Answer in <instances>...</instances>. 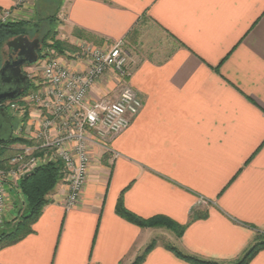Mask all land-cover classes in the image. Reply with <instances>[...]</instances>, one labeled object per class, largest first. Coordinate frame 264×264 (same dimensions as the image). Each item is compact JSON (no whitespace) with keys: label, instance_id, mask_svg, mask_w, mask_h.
Masks as SVG:
<instances>
[{"label":"crops","instance_id":"obj_1","mask_svg":"<svg viewBox=\"0 0 264 264\" xmlns=\"http://www.w3.org/2000/svg\"><path fill=\"white\" fill-rule=\"evenodd\" d=\"M15 1L0 0V12L23 17ZM58 7L62 36L76 47L134 44L150 21L170 50L160 56L151 46L133 64L127 82L142 107L108 138L117 156L90 146L75 204L66 208L65 185L55 188L31 233L0 249V264H131L153 240L139 264H188L167 244L199 258L237 259L264 231V0H60ZM115 85L109 70L85 100L113 97ZM119 197L142 218L162 215L186 228L177 237L134 225L116 212ZM9 204L5 221L22 211L13 215ZM199 210L207 215L188 223ZM247 264H264V250Z\"/></svg>","mask_w":264,"mask_h":264},{"label":"built area","instance_id":"obj_2","mask_svg":"<svg viewBox=\"0 0 264 264\" xmlns=\"http://www.w3.org/2000/svg\"><path fill=\"white\" fill-rule=\"evenodd\" d=\"M25 0H17L16 5ZM8 13V12H7ZM77 47L82 53H72L71 57H85L90 62L89 67L81 74H72L61 66L54 57L46 58L42 65V75L52 90L54 102L51 104L44 93L28 90L25 97L20 96L23 104L40 102L44 113L41 117V128L36 135V141L23 144L15 153L3 162L0 159V225L10 207L7 191L15 188L17 191L19 180L33 171L38 165L61 161L66 168L67 178L64 179L70 187L66 196V208L72 207L83 188L89 161L88 149L97 146L104 154L115 158L117 153L107 144L109 137L125 129L133 116L142 107L141 97L126 91L121 92L115 101L97 100L85 102L88 90L108 70H113L121 79H127L130 72L127 65L125 43L123 40L114 43L108 50L94 48L87 43ZM49 52L45 53L47 55ZM35 62L34 64H36ZM10 113L22 119L18 112L17 101H9ZM65 116L61 128L57 132L54 123ZM15 131V130H13ZM3 162L4 167H1Z\"/></svg>","mask_w":264,"mask_h":264},{"label":"rangeland","instance_id":"obj_3","mask_svg":"<svg viewBox=\"0 0 264 264\" xmlns=\"http://www.w3.org/2000/svg\"><path fill=\"white\" fill-rule=\"evenodd\" d=\"M59 1L60 0H33L32 2H30V0H25L23 2H20L19 5H16L17 3L16 0L12 8H19L24 6V11L26 13L24 14L23 17L13 16V12H12L13 9H5L0 12V23H7V22L27 23V25H25V28H26V36L29 40H34V39L39 40V37L42 38L41 37L42 32L38 31V26H39L38 20L44 19L48 16H53L52 17L53 21L51 22V25H48L51 31L49 32V35L46 38L47 41L39 42L40 50H39L38 59L36 61L37 63L33 64L32 67L30 68H24V72L28 77V84H27L29 86L28 90L31 91V89H33L32 91L35 92H40L41 90L43 92V95L44 93H46L44 96L45 97L48 96L49 97L48 99L51 101V104L53 105H56V102H54L53 99L54 95L51 92L52 90L54 91L55 88H53L49 83L46 82V80L42 75V70H41L42 65L45 63L44 61L46 60V58L54 57L55 59L58 60L61 66L66 68L72 74H81L85 72L90 64V62L85 57L70 56L74 52L82 53V49L67 42L66 37L62 36V33L65 32L66 29L64 26L63 12H61L60 11L61 9L58 7ZM139 33H138V38L134 44L128 43L125 46V51H126L125 53L127 57L126 67L128 68L129 72L131 71V68L134 63L149 55L148 53L149 47L151 46H152L151 48L154 47L155 48L154 53L160 56L166 54L170 50V46L167 43V39H166L168 36H166L165 33H163V31L154 23L148 21V24L140 27ZM51 41H59L61 43V50L59 51L55 48H49L46 44H48ZM138 42L141 43L138 44ZM47 50L49 53L45 55ZM8 52L9 50L6 47L5 42H3L0 48V64L2 60L6 58ZM73 59L76 60L75 62H80V64H82V67H75L74 65L77 63L72 62L71 60ZM111 75L113 76L114 83H116L115 89L112 90L113 97H109V95L108 96L104 95L94 99L93 101H97V100L115 101L118 95L123 91L134 93V90L130 88L127 79L124 80L123 78L121 79L113 70H111ZM99 80L100 79H98L96 82H98ZM91 88L88 90V93L91 90ZM26 92L21 96L25 97ZM12 101L15 102L17 101V107L19 109L18 112L19 113L21 112L23 118L22 119L17 118L12 114V112L10 113L9 118L15 130L13 131V137L18 140L10 143L9 145L5 146V148H3L4 151L3 154L5 155L0 157V159H2L3 162L4 161L7 162V159L11 157L15 153L16 149H18L21 145L33 143L34 141H36L37 139L36 135L41 128V117L43 116L44 113L43 108L40 106V102L30 100L29 102H27V104H23V102L20 100V97ZM85 102L87 101L85 100ZM89 102L92 101H88V103ZM7 105L9 106V104ZM64 120H65V116L55 121L53 126L57 132L62 133L64 131L63 128H61ZM3 162L1 163V167H4ZM90 165L91 162L89 160L87 163L86 176L83 186L87 180ZM60 172H61L60 181L54 187V189L57 188L59 185H65L66 187L65 197H66L70 190L69 184L64 180L67 178L66 168L62 166V170ZM8 191L11 193V198H9V196H6V199H8L9 203L10 201L12 203H15L16 212H14L13 215H16L17 212H20L21 209H22L21 213L23 212L27 214L28 212L27 207L26 205L22 204V199L21 197H19V194H16L15 188L10 187ZM8 191L7 194L9 193ZM52 192L47 196L49 201H51ZM9 220H11V215H8L6 217V221H4L0 225V232H4V231L7 232L13 227L12 223H7V221ZM154 242H156V240H154Z\"/></svg>","mask_w":264,"mask_h":264},{"label":"trees","instance_id":"obj_4","mask_svg":"<svg viewBox=\"0 0 264 264\" xmlns=\"http://www.w3.org/2000/svg\"><path fill=\"white\" fill-rule=\"evenodd\" d=\"M52 17L53 16H48L44 19L38 20V31L42 32V38L39 37V42L47 41L46 38L51 31L48 25H51V22L53 21ZM25 25H27V23L24 22L0 23V48L3 42H6L8 39L18 35H26ZM73 32L77 37H83L87 39L90 35L76 29ZM136 35L137 30L133 29L127 34V37L134 36V40ZM130 40L132 41L131 37ZM46 45L49 48H55L59 51L61 50V43L59 41H51ZM28 87L29 86L27 85L24 93L28 90ZM24 93H21V95H23ZM17 140L18 139L14 138L12 134L7 142H5L4 144H0V157L5 155L3 154V148ZM62 166L63 164L59 160L45 162L35 167L26 178L22 177L19 180L17 193L22 199V204L26 205L28 212L27 214L22 212L19 216L7 221V223H12L13 227L7 232H0V249L16 243L27 234L31 233L32 224L41 214L43 207L50 202L47 196L53 191L54 187L60 181V171L62 170ZM115 209L118 215L134 225H137L139 227H164L172 231L177 237H180L182 235L187 225L179 224L174 220L162 215H155L150 218H142L127 210L123 205L121 197H119V199L117 200ZM206 215V210L194 211L189 216L188 223L196 219L204 218ZM154 244V240L151 241L145 247L144 251L137 258H135V260L131 264H139L144 259L146 253L154 246ZM166 248L172 251L178 258L186 261L188 264H247L251 260V258L255 256L256 253L264 250V231L258 232L253 243L237 259L228 263L219 262L213 259L199 258L197 256L181 252L170 244H167Z\"/></svg>","mask_w":264,"mask_h":264},{"label":"water","instance_id":"obj_5","mask_svg":"<svg viewBox=\"0 0 264 264\" xmlns=\"http://www.w3.org/2000/svg\"><path fill=\"white\" fill-rule=\"evenodd\" d=\"M39 40H29L26 35H18L13 38L8 39L5 42L6 47L8 48L10 52L14 51L17 52V59L16 62H10V61H4L0 65V73H6L8 72L9 66H16V69L18 72L21 71V68L24 66L30 67L32 66L38 59L36 50L39 47ZM11 78H9L10 82ZM22 88L19 90H7L6 88L1 89L0 88V102L4 100H14L17 99L21 95ZM0 116L3 119L7 118L6 113L1 110ZM13 126L7 123V131L2 132L0 128V144H4L9 140L11 135L13 134ZM31 173V172H30ZM28 174H25L23 178H26Z\"/></svg>","mask_w":264,"mask_h":264},{"label":"flooded vegetation","instance_id":"obj_6","mask_svg":"<svg viewBox=\"0 0 264 264\" xmlns=\"http://www.w3.org/2000/svg\"><path fill=\"white\" fill-rule=\"evenodd\" d=\"M39 50H40V44L36 50L37 56L39 55ZM16 59H17V52L12 51L10 52V54H7L6 58L2 60L1 64L4 61L16 62ZM24 68L25 67L23 66L21 68V71L18 72L16 69V66L11 65L8 68V72H6L5 74L3 72L0 73V88L1 89L6 88L7 90H13V89L19 90L22 88L21 93H24V90L26 89L27 84H28V77L24 72ZM9 78H11L10 82H9ZM9 101H12V100H4L0 102V114H1V110H3L7 115L6 119H3L0 116V128L2 132L7 131V123L12 126L10 118H9L10 110L7 105V102Z\"/></svg>","mask_w":264,"mask_h":264}]
</instances>
